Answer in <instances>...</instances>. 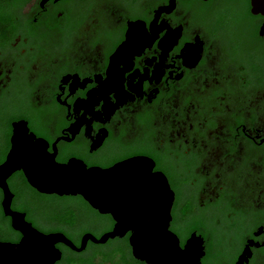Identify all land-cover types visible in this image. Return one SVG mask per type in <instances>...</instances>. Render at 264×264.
I'll return each mask as SVG.
<instances>
[{
	"label": "flooded vegetation",
	"instance_id": "obj_1",
	"mask_svg": "<svg viewBox=\"0 0 264 264\" xmlns=\"http://www.w3.org/2000/svg\"><path fill=\"white\" fill-rule=\"evenodd\" d=\"M131 25L151 40L131 52L124 70L113 57ZM113 59L124 70L121 97L108 82ZM15 123L60 164L77 158L107 169L145 160L174 192L169 229L181 246L195 234L202 264L226 245L236 255L224 264H264V0H0V164ZM189 125L194 138L177 134ZM7 182L12 210L77 248L86 235L100 238L116 226L111 212L81 194L40 191L23 169ZM3 200L0 187V217L14 237L0 241L18 243L23 235ZM131 235L116 237L128 239L129 263L107 246L110 238L89 239L81 251L58 242L55 264H151L135 257Z\"/></svg>",
	"mask_w": 264,
	"mask_h": 264
},
{
	"label": "water",
	"instance_id": "obj_2",
	"mask_svg": "<svg viewBox=\"0 0 264 264\" xmlns=\"http://www.w3.org/2000/svg\"><path fill=\"white\" fill-rule=\"evenodd\" d=\"M170 39L171 34H168L161 45L165 47ZM149 40L151 36L139 26L131 25L129 41L113 58L120 59L124 70L128 69L131 52H136ZM189 50L187 55L193 59L197 51ZM124 70H118L113 59L108 82L119 97L122 93L118 84ZM35 138L23 123H15L13 147L7 160L0 164V187L4 190L2 206L5 214L12 217L14 229L23 235L18 243L0 241V264H55L62 256L56 247L58 242L81 251L89 239L105 243L110 238L124 237L128 231L132 232L130 243L133 253L142 261L151 264H202L205 252L201 238L194 234L185 246H181L177 235L169 229L174 192L167 178L153 173L148 162L131 159L107 169L88 167L77 158L60 164L48 155L43 142ZM16 169H23L29 182L42 192L81 194L97 209L111 212L117 222L114 230L100 238L86 235L80 248L63 234L40 231L27 221L25 213L11 208L13 194L7 179Z\"/></svg>",
	"mask_w": 264,
	"mask_h": 264
},
{
	"label": "rangeland",
	"instance_id": "obj_3",
	"mask_svg": "<svg viewBox=\"0 0 264 264\" xmlns=\"http://www.w3.org/2000/svg\"><path fill=\"white\" fill-rule=\"evenodd\" d=\"M172 174L175 175V170L174 169L172 171ZM183 190H185V193H186V192H189L190 191V188H189V186L186 185L183 188ZM51 197H55V196H49L48 198H46V201L48 203H56L55 202L56 199L55 198H51ZM67 201L70 202L69 205L72 204L71 203V200H67ZM62 202H65V201H62ZM15 206L17 208L24 209V207L22 206L21 203H17ZM50 212H51V209L50 208H46V207L44 208V216H47ZM35 216H36V219L35 220L32 218L35 221V223L38 226H40L41 228L42 227L43 228H46L47 226L42 222V220H39L37 214ZM101 232H103V230L101 229V227H99L98 233L100 234ZM236 233L237 232H234V231L231 232L229 234V239L233 238L232 240L234 241V238L235 237L237 238V236H235ZM117 241H119L117 238H111V240L109 241V243L107 244V246H113ZM229 241H231V240H229ZM228 247H229V245H226L225 246L226 249H224L222 251H218V252L213 253V255L211 256V259L205 258L204 264H224L226 261L232 260L235 257V255H236V251L232 250L231 248L227 249Z\"/></svg>",
	"mask_w": 264,
	"mask_h": 264
},
{
	"label": "trees",
	"instance_id": "obj_4",
	"mask_svg": "<svg viewBox=\"0 0 264 264\" xmlns=\"http://www.w3.org/2000/svg\"><path fill=\"white\" fill-rule=\"evenodd\" d=\"M33 194L34 191H32V196ZM7 230H11L9 223L6 224L5 220L0 217V238L8 239L14 237V234ZM112 247L114 249V252H120V258L124 261V263H129L131 261L132 254L129 248L128 239H121L120 241L116 242Z\"/></svg>",
	"mask_w": 264,
	"mask_h": 264
},
{
	"label": "snow or ice",
	"instance_id": "obj_5",
	"mask_svg": "<svg viewBox=\"0 0 264 264\" xmlns=\"http://www.w3.org/2000/svg\"><path fill=\"white\" fill-rule=\"evenodd\" d=\"M186 123V121H185ZM194 126L189 125L188 129H185L183 126L180 128L176 129L178 135H183L185 138H188L189 136H192L193 138L195 137V132L194 131H189V129H192Z\"/></svg>",
	"mask_w": 264,
	"mask_h": 264
}]
</instances>
